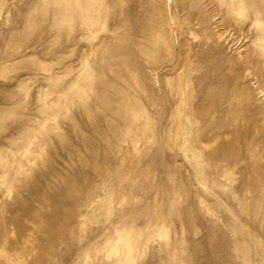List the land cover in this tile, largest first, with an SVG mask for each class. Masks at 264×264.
Here are the masks:
<instances>
[{
	"label": "rangeland",
	"instance_id": "rangeland-1",
	"mask_svg": "<svg viewBox=\"0 0 264 264\" xmlns=\"http://www.w3.org/2000/svg\"><path fill=\"white\" fill-rule=\"evenodd\" d=\"M0 264H264V0H0Z\"/></svg>",
	"mask_w": 264,
	"mask_h": 264
}]
</instances>
